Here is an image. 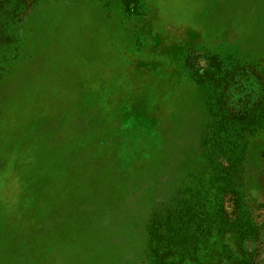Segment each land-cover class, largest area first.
I'll return each instance as SVG.
<instances>
[{
    "label": "rangeland",
    "instance_id": "obj_1",
    "mask_svg": "<svg viewBox=\"0 0 264 264\" xmlns=\"http://www.w3.org/2000/svg\"><path fill=\"white\" fill-rule=\"evenodd\" d=\"M0 2V264H264V0Z\"/></svg>",
    "mask_w": 264,
    "mask_h": 264
},
{
    "label": "trees",
    "instance_id": "obj_2",
    "mask_svg": "<svg viewBox=\"0 0 264 264\" xmlns=\"http://www.w3.org/2000/svg\"><path fill=\"white\" fill-rule=\"evenodd\" d=\"M3 7V3L2 2H0V10H1V8Z\"/></svg>",
    "mask_w": 264,
    "mask_h": 264
}]
</instances>
